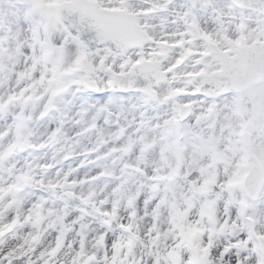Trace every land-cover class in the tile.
Returning <instances> with one entry per match:
<instances>
[{"label":"snow or ice","instance_id":"1","mask_svg":"<svg viewBox=\"0 0 264 264\" xmlns=\"http://www.w3.org/2000/svg\"><path fill=\"white\" fill-rule=\"evenodd\" d=\"M0 264H264V0H0Z\"/></svg>","mask_w":264,"mask_h":264}]
</instances>
